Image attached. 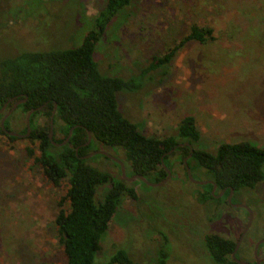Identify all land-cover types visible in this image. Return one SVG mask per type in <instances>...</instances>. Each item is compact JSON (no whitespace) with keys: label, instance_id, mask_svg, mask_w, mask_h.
I'll use <instances>...</instances> for the list:
<instances>
[{"label":"rangeland","instance_id":"374dc122","mask_svg":"<svg viewBox=\"0 0 264 264\" xmlns=\"http://www.w3.org/2000/svg\"><path fill=\"white\" fill-rule=\"evenodd\" d=\"M104 2L0 0V60L78 45ZM191 25L210 29L212 40L186 42L169 63L151 67L152 58L174 47ZM92 57L102 75L137 81L135 91L116 93V103L143 135H172L189 116L200 134L197 147L206 152L240 141L264 149V0H131L107 25ZM5 119L9 131L22 134V113L13 109ZM35 145L0 135V264H64L53 220L57 203L66 209L67 184L52 186L43 177L25 153L30 147L36 156ZM98 148L122 163L120 150ZM87 163L119 177L117 166L101 155ZM261 170L264 175V163ZM192 177L203 178L200 171ZM125 183L134 197L121 198L101 236L96 264H105L117 249L139 264L158 258L165 264H213L202 238L216 234L237 243L248 221L245 209L231 206L237 203L251 219L234 257L254 262L252 247L264 240V178L230 203L223 193L214 195L216 202L199 203L198 185L185 179L180 163L171 164L159 186ZM106 186L96 189L95 199ZM263 251L264 243L259 257Z\"/></svg>","mask_w":264,"mask_h":264},{"label":"trees","instance_id":"16d2710c","mask_svg":"<svg viewBox=\"0 0 264 264\" xmlns=\"http://www.w3.org/2000/svg\"><path fill=\"white\" fill-rule=\"evenodd\" d=\"M130 1L105 0L91 22H86L89 28L74 47L19 52L0 60V108L4 106L3 110H8L21 101L15 110L24 116L32 111L25 138L28 143L36 144L37 155L26 147V156L33 158L52 186H58L61 181L67 184L66 209L57 203L59 209L53 220L64 264H96L101 236L121 198L124 195L134 197L120 174L112 178L89 165L88 159H82L98 150V146L120 150L125 177L139 176L151 184L162 181L165 169L170 172L173 162L182 165V160L188 156L186 164L191 177L200 171L201 180L210 182L198 185L196 199L199 203L218 201L214 195L221 190L224 199L229 190L235 194L253 189L264 178L261 170L264 149L247 141L220 143L210 153L197 147L200 134L189 116L178 122L172 135L156 138L143 135L120 114L116 93L133 92L138 83L133 78L102 75L92 56L107 25ZM209 40H212L210 29L191 25L174 47L152 58L151 67L169 63L175 51L186 42L206 43ZM37 119H41V123H37ZM50 120L51 140L47 137ZM4 130H8L7 119L0 127V135L8 140L16 139L6 135ZM69 131L63 145H52L51 142L60 144ZM86 132L91 136L88 144H85ZM184 177L187 180L185 173ZM133 181L142 183L137 179ZM102 185L107 186L99 199H95L96 189ZM212 185L215 187L213 194L210 193ZM234 245L216 234H205L202 238L203 249L213 264H239L230 257ZM105 264L139 263L117 249ZM156 264L165 263L158 258Z\"/></svg>","mask_w":264,"mask_h":264},{"label":"water","instance_id":"95a60500","mask_svg":"<svg viewBox=\"0 0 264 264\" xmlns=\"http://www.w3.org/2000/svg\"><path fill=\"white\" fill-rule=\"evenodd\" d=\"M19 102H21V101L16 102V103L11 107L10 111H12V110L15 108V106H16ZM3 108H4V106H2V107L0 108V113L2 112ZM10 111H8L7 113L3 114V116L0 118V127H2V125H3V121H4V119L6 118V116L8 115V113H9ZM31 112H32V111H28V112L25 114V116H24L25 133H24L22 136L19 135V134H17V133H13V132H11V131H8V130H4V133H5L6 135H8V136H12V137H16V138H19V137H26V136L28 135V133H29V127H28V116H29V114H30ZM51 128H52V123H51V120H50V121H49V130H48V134H47V137H48L49 140H51V136H52ZM69 134H70V131L68 132L67 137H66V138H65L60 144H54L53 142H51L52 145H53V146H56V147H57V146H61V145H63V144L67 141V138H68ZM86 136H87V139H86V143H85V144H88V143L90 142V138H91V136H90V134H89L88 132H86ZM168 153H169V152H168ZM93 155H101V156H103V157H106L107 159H109V160L112 161L113 163H115V164L118 166L120 177H121L124 181H126V182H131V181L137 179V180L141 181L142 183H144L145 185H147V186H149V187H155V186H159V185H161V184H162V183H163V182L169 177V171H168L167 169H165V173H166L165 178H164L162 181H160V182H158V183H155V184L148 183V182H146L143 178H141V177H139V176L125 177V175H124V168H123V164L121 163V161H119L118 159H116V158L110 156V155L107 154L105 151H102V150L91 151V152H89L88 154H86L85 156H83L82 159H88V158H90V157L93 156ZM187 157H188V156H187ZM187 157H185V158L182 160V165H183L184 173H185V176H186L187 180L190 181V182L193 183V184H196V185H204V184H206V183H210L209 181H194V180H192V178H191V174H190V171H189L188 166H187V164H186V159H187ZM214 188H215L214 185H212V188H211V190H210V193H211V194H213ZM221 193H222V191L219 193V195H220ZM231 193H232V191L229 190L228 195H227V197H226V202H227V203H230V195H231ZM219 195H218V196H219ZM231 206H232V207H238V208L245 209V211L248 213V221H247V223H246V225H245V228H244L243 231H242V234H244V232L246 231V229H247V227H248V225H249V222H250V219H251V213H250L249 209H248L245 205H242V204H235V205H231ZM262 243H264V240L257 241V242L254 244V246H253L252 255H253L254 259H255V264H258V260H257V258H256V248H257V246H258L259 244H262ZM236 246H237V244L234 245L233 251L230 253V257L233 258L234 261L237 262V263H239V264H248V263H246V262H244V261H241V260H239V259H235V258H234V253H235Z\"/></svg>","mask_w":264,"mask_h":264},{"label":"flooded vegetation","instance_id":"af4514ba","mask_svg":"<svg viewBox=\"0 0 264 264\" xmlns=\"http://www.w3.org/2000/svg\"><path fill=\"white\" fill-rule=\"evenodd\" d=\"M10 109H11V107L8 109V110H2V111H4L3 112V114H5V113H7L8 111H10ZM15 110V109H14ZM11 112V111H10ZM1 114V113H0ZM3 114L1 115V117L3 116ZM9 114V113H8ZM25 126V125H24ZM9 131V130H8ZM25 133V132H24ZM24 133H22V134H19V135H23ZM18 134V133H17ZM19 138H25V137H19ZM222 191V193H223V190H221ZM221 191H219L218 193H220ZM217 193V194H218ZM221 193V194H222ZM238 193V192H237ZM237 193H231V195H230V199H232V198H234L235 199V196H236V194ZM220 194V195H221ZM220 195L218 196V197H220ZM228 195V194H227ZM227 195H226V197H227ZM223 196V195H222ZM217 197V198H218ZM225 197V198H226ZM217 198H215V200H217ZM225 202H226V200H225ZM240 202V201H239ZM237 204H239V203H237ZM245 228V227H244ZM245 235V232H244V234H242V231H241V233L239 234V237H238V241H237V243H235V244H237V246H236V249H235V255L238 257V255H239V251L241 250V246H240V241H241V239H242V237ZM257 242V241H256ZM255 242V243H256ZM254 243V244H255ZM260 245V244H259ZM259 245L257 246V248H256V258H257V260H258V264H264V251L261 253L262 255H261V257H259L260 255H259V252L257 253V249L259 248ZM254 246V245H253ZM252 250H253V247H252ZM251 254H252V252H251ZM253 257V256H252ZM254 259V258H253ZM242 261V260H241ZM245 262V261H244ZM247 263V262H246ZM249 264V263H248ZM250 264H255V259H254V262H252V263H250Z\"/></svg>","mask_w":264,"mask_h":264}]
</instances>
